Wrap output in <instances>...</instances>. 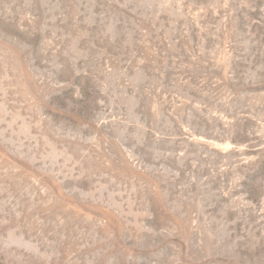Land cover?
I'll return each instance as SVG.
<instances>
[{"label": "rangeland", "instance_id": "rangeland-1", "mask_svg": "<svg viewBox=\"0 0 264 264\" xmlns=\"http://www.w3.org/2000/svg\"><path fill=\"white\" fill-rule=\"evenodd\" d=\"M0 264H264V0H0Z\"/></svg>", "mask_w": 264, "mask_h": 264}]
</instances>
